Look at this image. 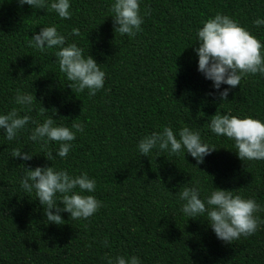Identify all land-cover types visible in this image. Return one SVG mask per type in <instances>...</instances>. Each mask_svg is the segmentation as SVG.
Returning <instances> with one entry per match:
<instances>
[{
  "label": "trees",
  "instance_id": "1",
  "mask_svg": "<svg viewBox=\"0 0 264 264\" xmlns=\"http://www.w3.org/2000/svg\"><path fill=\"white\" fill-rule=\"evenodd\" d=\"M111 3L71 0V17L62 20L46 9L0 0V112L16 107L12 97L19 89L36 96L29 113L34 120H43V106L57 124L84 128L67 158L53 161L27 139V131L16 141L0 132V264H108L118 255H135L141 264H264V224L249 237L225 243L203 218L181 214L175 197L180 186L198 182L205 194L213 187L233 190L264 206V161L240 160L233 142L208 128L216 113L264 120V77L242 78L221 101L198 71L194 52L197 29L216 13L264 41V26L253 24L264 18V0H142L147 15L134 38L115 33ZM43 26H55L105 72L104 87L94 96L68 86L54 50L29 47ZM164 126L197 130L217 150L199 165L187 154L154 150L140 156L137 142ZM15 147L33 159L12 158ZM57 147L50 143L47 150ZM21 164L86 172L96 180L93 195L101 207L86 220L62 213V225H46L34 193L19 187ZM258 216L264 221V211Z\"/></svg>",
  "mask_w": 264,
  "mask_h": 264
},
{
  "label": "clouds",
  "instance_id": "2",
  "mask_svg": "<svg viewBox=\"0 0 264 264\" xmlns=\"http://www.w3.org/2000/svg\"><path fill=\"white\" fill-rule=\"evenodd\" d=\"M141 2L112 0L110 12L115 33L134 38L142 31L147 12L142 15ZM17 4L20 7L27 5L34 10L52 11L62 20L71 17V0H17ZM253 24L264 26V18H256ZM72 35L79 36V29L73 28ZM67 39L55 26H43L29 38L28 45L41 53L54 50L55 63L69 82L68 86L76 92L87 90L89 96H94L104 87L105 72L93 56L85 55L83 48L74 42L68 43ZM196 43L198 47L194 48V52L198 56V71L212 82L221 101L227 100L230 90L240 85L242 78L257 74L264 77V41L228 15L216 13L202 21V27L196 31ZM221 85L229 87L220 91ZM36 101V96L31 92L17 89L12 97L16 107L0 112V132L5 140L16 141L27 131V139L40 144L47 160L53 161L57 157L66 159L77 132L84 131L83 126L72 124L69 128L57 124L53 116L45 115L47 110L43 106L39 111L43 120H34L29 113ZM208 128L215 136L232 141L240 160L264 161V120L216 113L208 122ZM50 143L58 145L54 152L47 150ZM154 150L177 156L187 154L199 165L217 148L204 142L200 132L190 127L174 131L171 126H164L162 131H153L136 144L140 156L149 157ZM10 155L24 162L31 161L34 156L19 147L12 148ZM20 166L24 171L19 179V187L29 195L34 193L35 200L43 206L46 225H62L65 221L62 213H68L72 220H86L101 207L100 201L93 195L96 180L86 172L73 175L67 169H57L53 165L35 168L26 164ZM175 197L180 204L181 214L189 219L203 218L216 238L225 243L249 237L264 224L258 216L264 211V206L233 190L213 187L205 194L198 182L186 183L180 186ZM102 243L107 246V239ZM108 264H141V260L135 255H118L110 258Z\"/></svg>",
  "mask_w": 264,
  "mask_h": 264
}]
</instances>
